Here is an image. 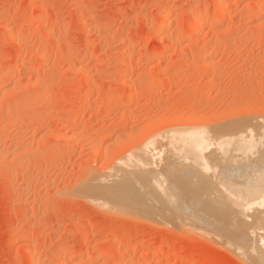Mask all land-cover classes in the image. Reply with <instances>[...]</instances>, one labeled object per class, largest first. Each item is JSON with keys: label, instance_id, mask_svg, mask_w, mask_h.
<instances>
[{"label": "rangeland", "instance_id": "1", "mask_svg": "<svg viewBox=\"0 0 264 264\" xmlns=\"http://www.w3.org/2000/svg\"><path fill=\"white\" fill-rule=\"evenodd\" d=\"M263 124L264 0H0V264H253L114 190L171 132ZM159 155L177 199L264 190V163Z\"/></svg>", "mask_w": 264, "mask_h": 264}, {"label": "bare ground", "instance_id": "2", "mask_svg": "<svg viewBox=\"0 0 264 264\" xmlns=\"http://www.w3.org/2000/svg\"><path fill=\"white\" fill-rule=\"evenodd\" d=\"M146 49L147 48H142L140 49V51L144 52ZM260 126H264V124ZM254 128L256 129L255 132H257V128L256 127ZM254 128L252 129L254 130ZM252 129L250 130L249 128V130H245L244 132L243 130H240L239 133L241 134L239 135L237 134L234 136H233L234 131L229 132V130L221 129L220 130L221 132L215 131L217 133L219 132L218 136L216 135L218 137L216 140L214 139V137H216L214 136L215 134L212 137L205 136L206 133L204 132L206 129L202 133H198V134L197 132L194 133L195 131L193 129L192 130L194 132L191 133V129H190L189 131L190 133L187 131L185 132V135L181 133H179L178 135V132L175 130H173L175 132L170 131L171 133H169L168 131L169 134L167 136L166 135L163 136V137H166L165 142L161 138L162 140H160L159 142H156V143L154 142V144L152 143L153 144V147L151 148L152 150H150L147 146L146 148L142 150L141 155H139L138 157H135L134 159H131V160L129 159L130 162L133 163L132 166L139 167V171H137L136 173L137 177L135 178L138 181L133 179L134 176H132L131 178V174L124 172L125 174L123 173H122L123 175L121 174L122 177L119 182V185L118 186L116 185V187L118 188H116L115 190L114 188H112V190L118 193L117 195L119 196L121 200L125 202L132 201L134 202V204L136 203L137 205L141 207L146 206V204L147 205L150 204L152 200L154 201L155 199L153 198L151 200L150 198L146 196L147 194L149 193L154 194V195L160 194L158 196L159 198L158 199L156 198V200H158L161 205L158 203L159 206L157 208L160 207L159 209H161L162 212H165V210H167L170 213L172 220L175 223L178 224L177 221H179V223H184V220L186 221L188 219V221L190 222L186 221V223L187 224L189 223L192 229H195L196 232H197L196 229L201 228L202 229V230L200 229L201 231H204L205 229V232L210 233L208 234L209 236L213 235V238L215 236V239L217 236H219L217 237L218 239L223 238L222 241L225 244V246H227L230 249L239 251L242 257L245 256L244 258L242 257L240 258L238 256L241 260L245 261V263H247L246 261L250 263L251 260L253 259L252 261L255 260L253 264L255 263L264 264V235L261 238L262 234L264 233H262L260 237L256 236L258 235L256 233L259 232L257 230H263L261 232H264V226L261 225L262 222L264 221V190L262 189L244 190L245 194H241L243 190L237 189L234 195H230V196L210 198V199L208 198L190 199V200L186 199V201H183L184 199L183 200L180 198L177 199L172 193V187H171L172 182L167 175L169 170L167 169V174H166L164 171L163 172L161 171L160 167L155 168L157 166L150 165L151 163L152 164L155 163L154 158L155 156L159 155V153L166 154V158H167V155L174 156L177 153V151L180 153H189V151L191 150L194 151L195 148L196 149L198 148L208 149L209 148V149L217 150V151L223 152L224 154H226V156L234 160L236 158V160L240 162L258 161L259 163H264V146L262 147V145H264L263 129L261 127L262 129L261 133L258 132L260 133L259 136L256 134L254 135L252 133L253 132ZM184 131H182V133ZM209 131L210 130H208V132ZM236 131H239V130H235V133H238ZM246 131H248L249 134H244ZM249 131L251 132L252 135L250 134ZM203 133H204V136L202 135ZM230 134L233 137H228ZM206 135H208V133ZM253 136L254 137L257 136V139H254ZM211 138H213V140ZM161 141L163 143H161ZM149 146H150V143H149ZM131 163L129 164L130 166H131ZM135 181H137L136 184L140 182V185L142 182L143 185L140 186L139 189L141 187L143 188V186L146 185L145 187L147 189L146 190L147 192H145L144 194L135 195L137 194L136 192L137 190L134 189L136 185ZM109 191H111V188ZM109 191L107 192L109 193ZM116 193H114V195L112 196H116ZM147 200L148 201L151 200V201L150 203L145 204ZM129 204H132V203H129ZM154 204L155 203H153L152 205ZM127 206L128 205H126V208ZM141 207H140V211H141ZM154 208L153 206L151 207V209H154ZM159 209H157V211H159L158 213L161 214V211ZM250 213L252 214L250 215ZM166 214L168 213L166 212ZM250 216L251 218H253V220L249 222V220L251 219ZM163 218L165 219V217ZM166 218H167V215H166ZM245 219L248 221V222L246 221L247 223L245 222ZM180 220L182 222H180ZM237 221L239 222V224ZM195 222L200 223V226H198V224ZM234 223L236 224V227L233 230L232 226L235 225ZM248 223L250 224L252 223V224L249 225ZM259 225H261L260 226L262 227L261 229H257ZM201 226H204L206 228L203 229ZM246 226H249V227H246ZM247 228L249 229L248 231L246 230ZM201 231L199 232L198 230V233H202ZM224 235H227L226 238L224 237ZM261 240L262 242H260ZM219 242H221L220 239L218 240V243ZM223 243L221 244L222 246H224ZM230 252L232 253V251ZM87 254L82 257L80 262L77 261L78 264H83L85 262V259L90 256L89 253ZM233 254L237 256L235 252ZM247 256H249V258Z\"/></svg>", "mask_w": 264, "mask_h": 264}]
</instances>
